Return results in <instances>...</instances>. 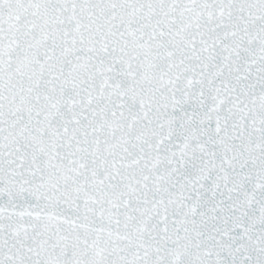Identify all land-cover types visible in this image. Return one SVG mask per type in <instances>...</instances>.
Returning <instances> with one entry per match:
<instances>
[{"label":"snow or ice","instance_id":"obj_1","mask_svg":"<svg viewBox=\"0 0 264 264\" xmlns=\"http://www.w3.org/2000/svg\"><path fill=\"white\" fill-rule=\"evenodd\" d=\"M0 264H264V0H0Z\"/></svg>","mask_w":264,"mask_h":264}]
</instances>
